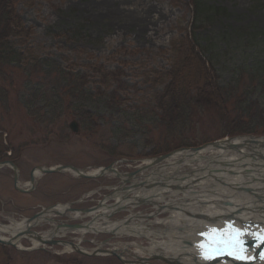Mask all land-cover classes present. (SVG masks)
I'll return each instance as SVG.
<instances>
[{
	"label": "rangeland",
	"instance_id": "obj_1",
	"mask_svg": "<svg viewBox=\"0 0 264 264\" xmlns=\"http://www.w3.org/2000/svg\"><path fill=\"white\" fill-rule=\"evenodd\" d=\"M206 1L210 6L221 8L223 12L212 16L210 21L197 28L196 38L203 47H207L206 56L212 59L220 85L232 87L242 81L236 87V92L240 94L239 91L246 90L247 94L252 93V96H249L252 100H258L259 94L254 93L253 88L257 84H250L249 79L258 68H264V0ZM119 8L128 14L136 13L147 17V24L131 23V28L126 25L120 30L115 19L118 13L112 14ZM18 10L26 26L32 30L29 46L34 56L37 59L53 60L64 71L85 79L84 93L91 98L88 108L95 122L86 129L82 128L75 110L69 109V104L64 105L62 118L46 129L35 121L36 119L29 117L19 103H16L18 94L13 91L9 104L0 105V152L2 154L5 148L7 149L2 161L12 160L19 168L21 184L26 186L29 183L31 171L38 166L54 168L71 165L87 173H94L97 169L107 168L115 163L114 168L117 171L131 173L149 164L155 158V148L159 144L160 134L164 132V128L152 129L156 125L155 121L159 120L154 96L168 83L162 80V76L171 70L175 55L177 56L173 45H182L190 38L194 23L190 1L24 0L19 4ZM141 31L143 36L138 38ZM94 66H101L106 72L118 74L119 83H109V87H106L108 83L103 80L100 82ZM38 81L42 82L43 79L35 77L31 81L28 80L31 85ZM19 85L23 89L24 81H20ZM38 107L42 108V104ZM43 112H48V109H43ZM73 122L78 125V131L75 133L70 129ZM222 127L223 123H219V118L214 112L205 113L194 132L185 135L190 141L188 143L187 140V144L198 147L239 137L225 136ZM180 146L178 138L169 139V150ZM242 150L248 154L245 149ZM202 155L216 156L220 153L210 152ZM230 157L241 159L238 153H233ZM123 160L128 162L124 163ZM177 160H180V157ZM212 160L197 156L182 160L170 169L177 168L182 173H189L193 166L199 165L202 170L190 177L204 178V182L213 179L210 175L219 177L218 174H226L224 171L214 172L215 169L232 172L239 170L234 166L222 167ZM167 162L161 165H166ZM188 164L191 166L187 167ZM169 171L172 174L173 171ZM151 173L149 170L142 173V176L155 178V172L152 176ZM226 176L234 178L235 175L227 173ZM122 178L124 177L109 174L96 180L79 178L71 173L43 175L39 177L35 191L26 194L15 190L13 170L3 167L0 169V220L5 224L9 223L8 220L20 222L43 208L68 206L69 203H72L73 209L91 208L104 200L106 205H114L119 196L123 195L124 187H130L135 182L134 179L129 181L128 178H125L128 182H123ZM151 180L154 182V179ZM226 189V196L220 199L222 202L229 201L228 197L234 194L239 195L231 187ZM178 192L182 197L184 192ZM114 194L117 199H108ZM218 197L220 196L214 195V199ZM163 201L165 200L162 199L159 203ZM222 207L228 208L224 205ZM130 210L131 208H124L112 213L109 221H123L131 212L147 217L155 211L149 204H138L131 212ZM170 217L169 212L150 219L143 220L141 217V221H145L143 228L146 226L147 229L158 232L163 229V225L153 223ZM47 218L54 222L39 223L35 231L48 238L45 234L61 223L92 221L91 216L84 219ZM0 237L11 238L7 234H0ZM81 238L77 233L67 232L65 235L56 236L54 240L79 243L81 249L88 254H93L94 251L98 253V250L117 251L123 260L128 261L135 260L132 255L135 248L132 244L146 248L151 243L146 236L116 237L105 233L87 234L82 240ZM125 245H130L127 247L129 253L119 250ZM0 246V264H123L116 257L107 254H74L62 245H47L34 249L35 241L29 238L20 240L18 248ZM150 264L165 263L154 260Z\"/></svg>",
	"mask_w": 264,
	"mask_h": 264
},
{
	"label": "trees",
	"instance_id": "obj_2",
	"mask_svg": "<svg viewBox=\"0 0 264 264\" xmlns=\"http://www.w3.org/2000/svg\"><path fill=\"white\" fill-rule=\"evenodd\" d=\"M22 1L24 0H0V105L9 104L14 91L18 94L16 103H19L29 117L48 129L49 125L62 118L64 105L70 104L69 109L75 110L76 118L82 128L86 129L95 124L88 108L91 98L84 93L86 81L64 71L53 60L37 59L34 56L29 46L32 30L26 26L18 10ZM189 1L194 14L190 38L182 45H173L177 56L175 55L171 70L162 76V80L168 83L154 96L159 120L155 121L156 125L152 129L164 128V132L160 134L159 144L155 148L157 152L153 157L179 148H192L187 144L185 135L194 132L205 113H215L219 123H223L222 133L225 136H264V68H258L249 79L250 84H257L253 88L254 93L259 94L258 100H252L249 97L252 93L247 94L246 90L239 91L240 94L236 92V87L242 81L232 87H222L212 59L206 56L207 47H203L196 38V29L223 10L210 6L206 0ZM93 68L100 82L103 80L108 83L106 87H109V83H119L118 74L106 72L101 66ZM35 77H40L43 81L31 85L28 80ZM20 81H24L23 89L19 85ZM41 104L42 108H39ZM45 108L48 112H43ZM171 138H178L181 146L169 150ZM4 152H0V160L4 158Z\"/></svg>",
	"mask_w": 264,
	"mask_h": 264
},
{
	"label": "bare ground",
	"instance_id": "obj_3",
	"mask_svg": "<svg viewBox=\"0 0 264 264\" xmlns=\"http://www.w3.org/2000/svg\"><path fill=\"white\" fill-rule=\"evenodd\" d=\"M114 13H118V17H116V14L115 19L117 20V25L120 27V30L131 23L146 25L148 21L147 17H143L142 15H138L136 13L128 14L126 13V11H124V9L122 10L121 8H119V10H116V12H112V14ZM121 16L123 19L120 18ZM149 22L150 24H152L151 21ZM121 23L124 24L121 25ZM129 28H131V25H129ZM145 28L146 27L144 26V29ZM142 32L143 31L138 34V38H142ZM147 40L149 41L150 39ZM182 149L187 148H179V150ZM205 152H217L220 153V155L203 156V153L208 154ZM242 154H244V152H242ZM189 156L190 154H188L187 152H182L177 155H174L168 160V162L165 161L167 162L166 165H161L162 163L159 164L160 166L158 165V167H154L155 165H153L150 169L151 172L155 171L156 175L157 173H159V178L161 179L155 177L154 183L151 180L153 178L148 179V177H145L144 179L141 176V178H139V181L134 179L135 185H132V190L130 188V191H127L124 187L126 192L124 191L121 197L119 196V198L117 197L118 199L116 198V203L113 206L106 205V200H104L102 202L103 205H101L97 211L90 215L74 213L72 216H70L75 219H84L86 216H91L92 221H87L82 228L78 230L68 231L66 228L60 229L57 226L54 227L52 231L47 232L45 235L62 236L65 235L67 232H71L79 234L82 237L80 240H82L83 237L87 234L102 233L114 235L116 237L146 236V238L151 241L148 247L143 248L140 247L139 244H132V246L135 248V251L132 252V255L137 257L138 259H145L151 255H160L166 257L167 259H169V261H172V263L175 264H200L196 261L194 257L195 252L193 251L191 244L196 242L195 235L204 232L206 226L216 225L215 223L209 221H215L216 218H221L223 217V215L227 216L232 214L238 216V220L245 221L246 219H249L248 215H251L255 220H258L257 218H260L261 220L259 222L264 225V215H261V212L259 210L245 209V211L249 210L251 212H242L241 214L238 213L242 208L240 203L237 202L242 199L240 198L241 196L237 195L231 198V201L236 200L235 202H237L238 204H234V206H232V208L230 209L222 210L220 208L219 203V200L222 199L223 196H226V188L231 187V189L234 190L235 185L237 183H249L251 184V186L257 187L259 186L258 184L261 185V183H264V171H260L256 168L254 164L249 163L248 165L250 168L245 171V175L241 174L236 178H228L226 176L228 172L224 171V173L226 174H218L220 175L219 177H216L215 175H210L211 177H213V179H208L204 182V178L197 179L195 177L196 179H193L192 177H190L193 176L194 173L202 170V168H199V165L193 166L189 173H182L177 168L170 169V167L180 163L182 160H189L191 158H196L197 156L205 157L210 160L213 159L212 161L224 158L222 150L216 151V149H207L199 152L197 155H193L191 157ZM178 157H180V160H177ZM230 161L234 165H237V163L232 158H230ZM186 166L188 167L191 165L188 164ZM169 170L173 171L171 172L172 174L169 173ZM135 171L131 173H135ZM213 171L218 172L217 170ZM98 173L99 169L95 170L92 175ZM131 173H121L117 171L115 174L109 175L124 177L122 178V181L124 182L125 177L127 176L126 174ZM122 174H124V176ZM245 177L249 179L247 181H243ZM171 179L172 181H170ZM160 184H164V187H161ZM139 186H144V189H141V187ZM210 188H214L215 190L211 191ZM259 189H261L260 192L264 194V186L261 185ZM140 190L146 191L142 192ZM178 190L184 192L182 197H180ZM129 193L130 195L128 198L127 195ZM214 195L220 197L214 199ZM162 199L165 200L163 202H160L164 203L163 205L159 203V201ZM141 202L149 203L154 207L155 211L150 214L151 217L159 216V214L170 212L171 217L169 219L160 220L158 222L153 223V225H163V229L157 232L153 231L152 229H147L146 226L145 228H143L145 221H141V217H143V220L147 219L148 217L134 215L131 212V210L134 209V206L140 204ZM65 208L66 207H58L57 211L65 212ZM124 208H131V214L126 217L123 221L111 223V221H109L110 215ZM222 212L223 214H221ZM200 214L202 216H199ZM45 220L48 219L42 218L39 220V223H42ZM205 220L208 222L206 223ZM222 220H225V218H223ZM133 221H136L137 223H134ZM8 222V224H5L0 220V234H7L11 237L19 233L20 231L26 230L27 224L26 222H24V220L20 222H17L15 220H8ZM82 223L84 224V222ZM216 226L220 227L219 225ZM129 246L130 245H125V247L119 248V250H122L123 252H128L127 247Z\"/></svg>",
	"mask_w": 264,
	"mask_h": 264
},
{
	"label": "water",
	"instance_id": "obj_4",
	"mask_svg": "<svg viewBox=\"0 0 264 264\" xmlns=\"http://www.w3.org/2000/svg\"><path fill=\"white\" fill-rule=\"evenodd\" d=\"M70 129L72 132H77L78 131V125L76 122H73L70 124ZM207 149H216V150H222V151H233L236 153H241V149H247L249 151H253L254 155H256L262 162H264V156L262 154V151H264V138H258V137H253V136H240L237 138H230V139H224L222 141H218V142H212L206 145H203L201 147L198 148H193V149H189V150H178L175 152H172L170 154L161 156V157H157L153 160L150 161L149 165H146L142 168H139L137 171H135V173H131V174H126L125 178H128L129 181L133 180V179H137L139 180V174H141L142 172H146L149 171L151 169V167L153 165H155L154 167H158L159 164L168 161L170 158H172L174 155H176L179 152H187L188 154H190L189 157L198 154L201 151L207 150ZM181 152V153H182ZM254 155H249V157H251L254 161H256ZM123 162H128L123 160ZM3 167H10L13 170V183H14V188L15 190H17L20 193H31L32 191L35 190L36 188V184L38 182V177L39 176H43V175H50V174H60V173H71L74 174L80 178L83 179H89V180H96L102 177L107 176L108 174H115L117 172V170L114 168V164L108 166L107 168H103L99 170L98 174H91V173H87L75 166H57L54 168H47V167H41L38 166L36 168H34L31 173H30V188L28 189H24L21 185L20 182V177H21V172L19 170V168L10 160H6V161H0V169ZM261 168H264V164L261 165ZM119 174V173H118ZM124 176V174H122ZM120 177V176H118ZM121 178V177H120ZM125 181V180H124ZM142 183V182H140ZM144 184V183H143ZM140 184V185H143ZM161 187H164V184H160ZM141 187V186H139ZM128 188H126L127 190ZM115 194L112 195L111 197H108V199L114 198ZM103 205L102 202L95 207H91V208H86V209H73L72 203H69L68 206L65 208V212H58L55 206L53 207H49L46 208L44 210H42L41 212L35 214L34 216H32L29 219H26L25 222L27 224L26 226V230L24 231H20L19 233L15 234L14 236H12L9 239H3L0 237V245L3 246H12L14 248H18V243L20 240L24 239V238H29L32 239L33 241H35L36 243H38L39 246H57V245H62L64 247H69L73 252L80 254V255H84V256H96L98 255V253H100L101 255L107 254L110 256H114L116 257L118 260H120L123 264H149V259H138L137 257H135V261H128V260H123L121 254L117 253V251H108V250H98L99 252H95L93 254H88L86 253L84 250L81 249V247L79 246V243L75 244L73 242H67V241H59V240H54V238L56 236H49L45 237L43 235H41L40 233L36 232L34 229L39 225V220L47 217V216H54V217H65L67 216V213L71 212V213H80L83 215H90L92 213H94L95 211L98 210V208ZM48 220H45V222H50L52 223L53 220L51 218H47ZM85 224H73V225H69V224H61L60 226H58V228H66L69 231L71 230H78L80 228H82ZM37 248V246L34 247V249ZM33 249V248H32ZM40 249V247H39ZM43 249V248H42ZM158 260H162L165 263L169 264V260L165 259V258H157Z\"/></svg>",
	"mask_w": 264,
	"mask_h": 264
},
{
	"label": "snow or ice",
	"instance_id": "obj_5",
	"mask_svg": "<svg viewBox=\"0 0 264 264\" xmlns=\"http://www.w3.org/2000/svg\"><path fill=\"white\" fill-rule=\"evenodd\" d=\"M202 235L206 239L198 247L201 255L206 260L225 254L244 262L255 259V257L248 254V249L245 247V232L238 228H234L231 225L223 230L212 228L206 233H202ZM255 238L260 244H264V234L255 235ZM260 258L264 259V254H261Z\"/></svg>",
	"mask_w": 264,
	"mask_h": 264
}]
</instances>
